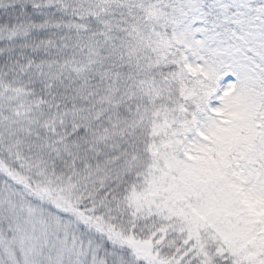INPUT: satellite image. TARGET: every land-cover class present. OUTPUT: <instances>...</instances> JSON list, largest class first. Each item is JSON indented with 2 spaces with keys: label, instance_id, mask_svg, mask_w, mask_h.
I'll use <instances>...</instances> for the list:
<instances>
[{
  "label": "snow or ice",
  "instance_id": "6c2138e0",
  "mask_svg": "<svg viewBox=\"0 0 264 264\" xmlns=\"http://www.w3.org/2000/svg\"><path fill=\"white\" fill-rule=\"evenodd\" d=\"M0 264H264V0H0Z\"/></svg>",
  "mask_w": 264,
  "mask_h": 264
}]
</instances>
